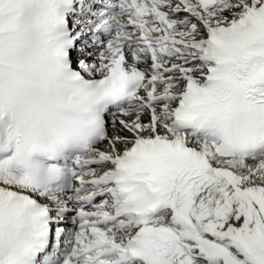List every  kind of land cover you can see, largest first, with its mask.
Returning <instances> with one entry per match:
<instances>
[{"label": "snow or ice", "instance_id": "obj_1", "mask_svg": "<svg viewBox=\"0 0 264 264\" xmlns=\"http://www.w3.org/2000/svg\"><path fill=\"white\" fill-rule=\"evenodd\" d=\"M0 264H264V0H0Z\"/></svg>", "mask_w": 264, "mask_h": 264}]
</instances>
